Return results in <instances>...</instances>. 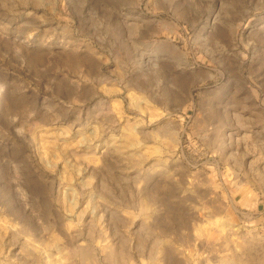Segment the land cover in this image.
I'll return each instance as SVG.
<instances>
[{"label":"rangeland","instance_id":"obj_1","mask_svg":"<svg viewBox=\"0 0 264 264\" xmlns=\"http://www.w3.org/2000/svg\"><path fill=\"white\" fill-rule=\"evenodd\" d=\"M0 264H264V0H0Z\"/></svg>","mask_w":264,"mask_h":264}]
</instances>
